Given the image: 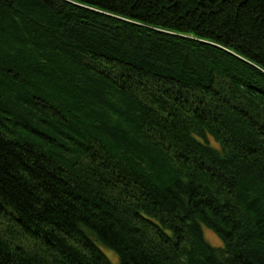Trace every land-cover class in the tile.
Returning <instances> with one entry per match:
<instances>
[{"label":"trees","instance_id":"1","mask_svg":"<svg viewBox=\"0 0 264 264\" xmlns=\"http://www.w3.org/2000/svg\"><path fill=\"white\" fill-rule=\"evenodd\" d=\"M0 224V264H264V0H0Z\"/></svg>","mask_w":264,"mask_h":264},{"label":"rangeland","instance_id":"2","mask_svg":"<svg viewBox=\"0 0 264 264\" xmlns=\"http://www.w3.org/2000/svg\"><path fill=\"white\" fill-rule=\"evenodd\" d=\"M7 230V226L4 224H0V231H2L3 233ZM202 232H203V238L204 240L212 247V248H221L222 247V241L220 240V238L210 229H207L205 227L202 228ZM14 236L18 238V233L15 230L14 232ZM24 240V239H23ZM102 252L105 254V256L108 258V260L111 262V264H119L118 262V258L116 256V254L108 249H101Z\"/></svg>","mask_w":264,"mask_h":264}]
</instances>
